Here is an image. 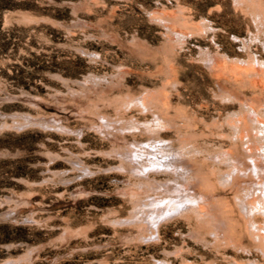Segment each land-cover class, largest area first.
I'll return each instance as SVG.
<instances>
[{
  "label": "rangeland",
  "instance_id": "1",
  "mask_svg": "<svg viewBox=\"0 0 264 264\" xmlns=\"http://www.w3.org/2000/svg\"><path fill=\"white\" fill-rule=\"evenodd\" d=\"M263 75L264 0H0V264H264L244 176L211 194L218 223L176 215L151 240L125 219L172 177L132 169V142L209 159L233 111L263 110Z\"/></svg>",
  "mask_w": 264,
  "mask_h": 264
},
{
  "label": "bare ground",
  "instance_id": "2",
  "mask_svg": "<svg viewBox=\"0 0 264 264\" xmlns=\"http://www.w3.org/2000/svg\"><path fill=\"white\" fill-rule=\"evenodd\" d=\"M244 103L247 108L249 107V109L245 108L244 110V108H242L244 105L242 104L243 106H241L242 108L241 110L233 111L234 113H232L231 126L233 125L234 128H232L233 129L231 131L232 133H230V135L226 133L222 134L224 135L223 136L224 138L221 140L222 146H220L221 148L220 153L211 152L212 155L210 154L211 157H209V159L206 158L207 155L203 156L206 159L200 156H198L200 158H197V156L196 158H190L191 156L190 154L188 159L187 155H188V151H190L186 147L188 146V144L187 145L182 144L181 147L173 149L172 144L171 145L169 144L170 140L168 142L165 141L163 139L164 137L162 136L163 137L162 138L161 135L160 136L155 135V137L152 136V138L155 139L154 141H151V139H149L150 140L149 142L148 141L146 142L140 141L137 143L132 142V144H134L131 145L133 148L131 147L128 149L129 156H127V159L129 158L131 161H134L135 163L137 162L136 163L137 165L133 166L132 169H136L137 172L142 173L143 176L146 172L155 171V174H157L158 172L159 173L162 172L164 174L171 175L172 177L168 180L166 179L167 181L165 182L161 181L158 182L157 184L156 183L153 185L150 184L148 189L149 190L151 189L155 196L154 197L151 196L150 198V196L148 195L149 199L147 201L139 205H136L135 207L133 206L134 207L133 214L131 213V215H129L125 219L127 221H136L137 224L140 223L141 226L150 230L149 239H151L154 235H156L157 231L160 230V226L163 221L165 222V220L171 219L176 215L188 217L187 219H189V217L191 218L193 214H196L197 216L200 217H204V216L207 217L208 220L207 223H210L209 220L212 223H218L219 221H221L218 214V210L221 209V205H219L218 201H215L216 199H211V197H214L211 194L219 187L229 188V187H235L241 185V182L244 181L242 180V177L244 176L247 177V179H251L253 181L252 188L251 187L241 188L242 191L245 190L243 194H238V193L235 194L236 196L234 195L235 197L233 198L234 201L233 200L232 201L236 206V208L238 209L240 213L239 215H241L246 219L245 220L247 223L246 226H248L247 230L249 231V233L252 234L251 236L253 237V239L258 238V240H260L259 241L260 244L262 242L264 243V235H262L260 232L262 223L259 221L261 224L260 226L259 224H257L259 222H256L254 220L256 219V216L258 217L261 216L264 220V159L262 160V158H264V152H262L260 147H258L256 144L257 141L264 140V113H263L264 107L262 106L263 110L261 111L258 105L249 104L248 102H244ZM144 105L146 108H149L146 103H144ZM261 105L262 104H260V107ZM228 118L230 119V116ZM120 120L122 119H119V121ZM148 121H144L143 126L145 125L144 127H147V129H149L150 131L153 130V133L154 130L157 128L174 124V121L172 119L166 121L160 115L158 116L157 121L153 120V122L151 121V124H149ZM60 127L69 131L71 130L70 128L66 127L63 124H61ZM121 127L124 126L121 125ZM140 127L141 126L139 123L137 125L130 126L129 128H140ZM149 133L147 134L148 136H150ZM226 144H228L227 147L225 146ZM189 149H191V146L189 147ZM195 149L196 151L194 152L192 149V152L196 153L197 148ZM128 153L126 154L128 155ZM210 158L212 161L210 160ZM209 161L213 163L212 165H215L216 161H218L220 165H225L227 167L226 171H221V173H219L221 174V176H219L217 181H214L213 175L217 172L218 168L220 169L222 167L221 166L218 167L216 164L215 168H211L210 167L211 164H209ZM213 169H216V172H214ZM88 170L92 172L91 169ZM254 172L257 176L256 180L253 177ZM152 176L153 175H150L149 177ZM138 182L140 183V181ZM255 185H258V187H255ZM196 188H198L200 191L196 190ZM258 190L259 193H257ZM216 197L217 196H215V198ZM217 204L220 207H217L218 206ZM216 207L218 209H216ZM223 212L225 213L227 211H223ZM226 215L228 214L226 213ZM212 226H214V224ZM220 227L222 228V226ZM218 230H219L218 228L217 229L215 228V230L213 229V233L217 237H220L219 236L220 233ZM254 230H256L257 232H253ZM255 241L257 240L255 239Z\"/></svg>",
  "mask_w": 264,
  "mask_h": 264
},
{
  "label": "trees",
  "instance_id": "3",
  "mask_svg": "<svg viewBox=\"0 0 264 264\" xmlns=\"http://www.w3.org/2000/svg\"><path fill=\"white\" fill-rule=\"evenodd\" d=\"M0 228H1V226H0Z\"/></svg>",
  "mask_w": 264,
  "mask_h": 264
}]
</instances>
